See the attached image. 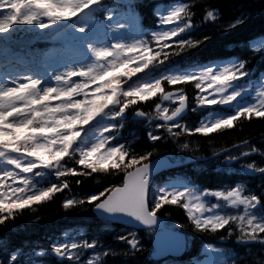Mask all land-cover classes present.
<instances>
[{"label":"snow or ice","instance_id":"obj_1","mask_svg":"<svg viewBox=\"0 0 264 264\" xmlns=\"http://www.w3.org/2000/svg\"><path fill=\"white\" fill-rule=\"evenodd\" d=\"M143 6V0H0V227L13 231L8 222L23 209L70 189L69 176L109 170L122 174L118 184L62 202L65 209L92 206L104 224L91 237L76 228L48 237L47 246L27 241L12 246L0 238V264H107L108 257L130 264L145 250L144 243L133 231L114 237L125 249L105 244L101 236L112 223L143 227L151 236V256L174 264L190 242L175 222L158 214L165 204L182 207L197 232H225L218 237L221 246L203 244L190 264H264V162L247 161L253 154L264 160V150L244 141L232 146L244 149L238 156H225L217 165L258 183L236 180L234 186L201 189L187 177L157 182L160 169L175 158L159 155L156 148L137 153L118 143L129 119L161 118L162 123L151 126L163 131L147 133L149 140L159 142L231 129L241 117L264 118V69L249 67L241 54L184 66L191 50L211 39L182 35L197 27L195 5L184 0L156 3L150 11L158 28L152 31L143 24ZM249 16L234 17L224 31L245 24ZM218 18L217 9L204 11V21ZM173 37L176 47L166 52ZM39 41L52 47L39 48ZM239 48L264 63V34L253 35ZM187 82L198 90L195 104L206 113L195 127L183 122L188 108L184 90L165 88V83ZM151 98L159 100L154 112L138 107V101ZM165 101L175 106L170 109ZM211 105L224 110H209ZM65 157L83 167L68 166ZM211 200L216 203L209 207ZM233 236L244 253L229 246Z\"/></svg>","mask_w":264,"mask_h":264},{"label":"trees","instance_id":"obj_2","mask_svg":"<svg viewBox=\"0 0 264 264\" xmlns=\"http://www.w3.org/2000/svg\"><path fill=\"white\" fill-rule=\"evenodd\" d=\"M172 0H143V7L140 8L143 17V24L149 31L158 28L156 17L152 15L150 9L156 3L168 4ZM185 3L195 5L192 11L195 12L193 22L197 25L195 31L182 34L185 39L191 36L193 39H202L207 35L210 40L204 41L198 49L191 50V55L183 62L187 66L191 62L207 63L210 60L226 59L231 55L241 54L242 58L250 61L249 67H255L258 71L264 69V63L261 62L258 55H253L248 52L241 53L239 44L251 38L253 35L264 34V0H184ZM209 8H215L219 11L217 21H204V11ZM241 13L249 14L247 22L231 31H224V28L234 17ZM176 37L171 38L169 47L165 48L166 52L171 53L176 45L174 41ZM39 48H50L51 44L44 41L37 42ZM156 44L153 42V50ZM183 55V54H182ZM174 59L179 60L180 57ZM167 63V62H166ZM135 79V77H133ZM166 90L174 91L182 88L187 96L189 110L184 116L183 122L189 127L197 126L201 117L206 113L193 102L194 95L198 91L195 89L192 82L181 83L177 85H168L165 83ZM159 102L158 98L140 102L138 107L146 112H154V103ZM219 107L208 106L209 109L216 110ZM216 108V109H215ZM192 109H195L193 111ZM153 122L162 123L161 118L154 117V121L143 120L137 123L132 119L125 122L124 127L119 131L118 143L130 145V148L137 153L145 150L156 148L161 156L174 157V161L181 162L176 168L170 169L157 175V182H162L168 178L187 177L193 179L201 189H217L227 186H234L236 180L246 181L249 186H252L258 181H248V177L227 173L217 168L218 164H222L225 156L233 155L234 151L240 150L238 145L241 142L247 141L248 147L255 145L257 148L264 150V118L246 119L238 118L234 122V127L231 129L220 130L209 135L199 133H185L179 137H168L159 142H152L148 139L147 133L152 131L155 134L161 133L162 129H156L151 126ZM175 131V129H174ZM166 135V134H165ZM109 143H113L110 141ZM187 143V149L181 145ZM223 149V151H221ZM204 158H207L205 160ZM128 159L127 157L125 158ZM68 161V158H64ZM256 161L258 164L264 162L261 156L253 154L247 157V161ZM68 166L82 168L83 166L76 165L74 161H68ZM80 179L81 183L77 185L75 179ZM52 182H56L53 176ZM71 185L70 189H65L63 192L54 194V197L47 202L33 204L31 208H25L17 214L14 220L8 222L14 226L13 231H9L7 227H0V238L5 241L10 240L12 246H22L24 242L40 243L47 246L49 243L48 237H55L62 231L68 229L83 228L91 237L99 231L103 226L104 221L97 217L91 205H86L81 209H65L63 200L65 198L75 196L82 198L84 194L97 192L102 190L109 184H118L122 179V174L114 173L111 170L108 172H96L91 176L84 177H68ZM41 186H48L43 184ZM158 214L166 220L175 222L182 232L189 239V247L185 250L181 257L174 260V264H190L193 257H196L200 248L205 243H214L221 246L218 241L220 235H225L224 230H219L216 233L197 232L192 224L188 221L186 211L179 206L165 204ZM137 233V238L140 239L145 246L143 252L136 254V259L130 264H163L162 260H154L150 254L151 236L145 230H135L123 224L112 223L110 230L101 236V239L107 245H112L117 249H125L126 245L114 239L117 235H126L131 232ZM235 237L233 236L228 244L235 248L238 252L244 253L242 246L234 244ZM29 247L32 244L28 245ZM253 250H257L258 246L253 245ZM89 255L85 253L82 259H86ZM0 259L3 256L0 255ZM120 257L106 258L107 264H119Z\"/></svg>","mask_w":264,"mask_h":264},{"label":"rangeland","instance_id":"obj_3","mask_svg":"<svg viewBox=\"0 0 264 264\" xmlns=\"http://www.w3.org/2000/svg\"><path fill=\"white\" fill-rule=\"evenodd\" d=\"M171 40V39H170ZM169 40V41H170ZM42 42H44V41H42ZM49 72H51V69H49ZM90 87H94V86H90ZM205 95H207V91H205V93H204ZM195 96H196V93H195V95H194V98H195ZM193 102L195 103V99L193 100ZM164 104L166 105V106H169L170 107V109L172 108V107H174L175 105L173 104V103H169V102H167V101H165L164 102ZM195 106L196 107H199V105H196L195 104ZM212 106H215V105H212ZM218 109H216V110H212V109H209V110H212V111H223L224 109H223V106H219V107H217ZM242 150H244V149H240V150H237V151H234L233 152V155H239V153H240V151H242ZM250 162V161H249ZM212 203H216V201L215 200H211V201H209V207H211V204ZM88 257V256H87Z\"/></svg>","mask_w":264,"mask_h":264},{"label":"water","instance_id":"obj_4","mask_svg":"<svg viewBox=\"0 0 264 264\" xmlns=\"http://www.w3.org/2000/svg\"><path fill=\"white\" fill-rule=\"evenodd\" d=\"M187 112H188V108L186 109V114H187ZM185 114V115H186ZM184 115V116H185ZM179 165H181V162H174V161H170L169 162V164H168V166L167 167H164V168H162V169H160V171L158 172V174L157 175H159V174H161L162 172H165V171H168V170H170V169H173V168H176V167H178ZM163 217V216H162ZM164 218V217H163ZM165 219V218H164ZM119 224H121V223H119ZM124 225V224H123ZM126 226V225H125ZM127 227H129V226H127ZM129 228H131V227H129ZM132 229H135V230H144L143 229V227H141V228H132ZM183 234L185 235V233L183 232ZM186 236V235H185ZM185 252V251H184ZM183 252V253H184ZM182 253V254H183ZM181 254V255H182ZM180 255V256H181ZM154 260H158L157 258H155V257H152Z\"/></svg>","mask_w":264,"mask_h":264}]
</instances>
